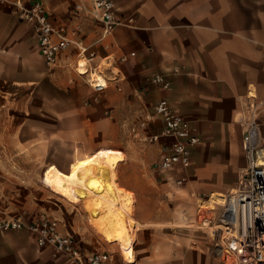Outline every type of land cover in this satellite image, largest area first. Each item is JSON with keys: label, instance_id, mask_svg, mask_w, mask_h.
Wrapping results in <instances>:
<instances>
[{"label": "crops", "instance_id": "0c3cea01", "mask_svg": "<svg viewBox=\"0 0 264 264\" xmlns=\"http://www.w3.org/2000/svg\"><path fill=\"white\" fill-rule=\"evenodd\" d=\"M36 1L52 19L82 30L49 67L30 26L0 3V221L30 222L43 212L58 220L48 175L116 152L124 157L117 179L135 196L142 238L150 225L191 223L200 200L231 186L201 180L234 178L246 166L239 118L256 101L263 103L264 146V0H117L121 23L108 33L100 20L75 14L76 0L24 3ZM155 74L166 75L170 88L155 85ZM92 76L107 86L97 91ZM162 99L200 139L184 171L153 169L168 141L144 140L163 130L155 112ZM164 243L155 236L134 263L119 253L114 263L219 264L185 245L166 243L162 251ZM67 263L53 248L38 246L29 230H0V264Z\"/></svg>", "mask_w": 264, "mask_h": 264}, {"label": "built area", "instance_id": "2783aa9c", "mask_svg": "<svg viewBox=\"0 0 264 264\" xmlns=\"http://www.w3.org/2000/svg\"><path fill=\"white\" fill-rule=\"evenodd\" d=\"M0 3L13 6L20 19L30 26L38 39L40 54L49 67H56L61 52L72 42L71 37L82 30L81 24L69 28L52 19L41 1L28 6L24 0H0ZM74 11L77 16L88 14L100 20L105 33L113 31L121 23L116 16L117 0H76ZM151 80L164 89L171 86V81L164 74H155ZM91 84L97 91L107 86L106 81L96 76H92ZM262 107V102H252L248 104V111L240 114L246 166L240 173L237 187L226 195L220 211H214L212 207L211 211L204 213L199 209L192 222L210 230L215 250L223 264H264V146L259 125ZM155 112L162 118L164 127L162 132L146 140L168 141L155 164L156 168L161 172L188 169L192 164L193 150L200 143L195 128L172 108L167 99L156 104ZM211 212L213 215L209 214ZM23 229L36 236L38 246H49L55 255H64L67 264H115L114 255L109 251L84 253L77 236L63 232L59 221L46 212L30 222L19 218L0 221V230Z\"/></svg>", "mask_w": 264, "mask_h": 264}, {"label": "bare ground", "instance_id": "6f19581e", "mask_svg": "<svg viewBox=\"0 0 264 264\" xmlns=\"http://www.w3.org/2000/svg\"><path fill=\"white\" fill-rule=\"evenodd\" d=\"M123 155L105 152L78 160L68 173L54 168L47 184L68 202H93L89 209L90 222L107 242L117 243L127 263L136 261L134 252L135 231L140 223L134 218V209L124 198L116 169ZM224 193H215L212 203L224 202Z\"/></svg>", "mask_w": 264, "mask_h": 264}, {"label": "rangeland", "instance_id": "374dc122", "mask_svg": "<svg viewBox=\"0 0 264 264\" xmlns=\"http://www.w3.org/2000/svg\"><path fill=\"white\" fill-rule=\"evenodd\" d=\"M152 136V135H151ZM150 137V136H149ZM148 138V137H147ZM146 142H149L144 139ZM154 143V142H150ZM156 162L153 164V169H156L155 167ZM239 173H236V176L234 178H222L221 180L218 179H212V180H201L207 185L209 182L211 184H222L230 183V189L223 190L225 197L230 192L232 188H235L238 182ZM209 186V185H208ZM49 192L51 196V200L53 203V207L55 210H57V218L61 223V226L64 230L73 231L74 234H77V238L79 240V243L81 246L87 248L91 251L96 250H106L114 254H121L120 247L117 243H110L105 240V238L98 233V231L92 226L90 222V211L89 209L96 206L93 202H87V203H77L73 204L68 202L65 198L62 196L56 194L54 191L51 190L49 187ZM219 190V188L217 189ZM216 189L214 191H217ZM124 198L131 203V207L134 209V203H135V196L131 193L123 192ZM215 192H212L209 195L208 201L206 200H200L198 203V207L196 210L201 209L204 213H207L211 211V208L214 207V211H220L223 207L224 202H215L212 203L213 196ZM224 197V199H225ZM186 199V198H185ZM162 212L169 213V210L167 208L162 207ZM134 218H135V212ZM210 215H213V212L209 213ZM196 216V215H195ZM194 222V219L193 221ZM187 223L185 220L183 222H179L178 224H167V225H150L143 229V232L145 234L143 235V238L140 236V227L135 231V238H134V252H135V258H137V250L143 249L150 245V241L155 236H158L159 241H163L166 243H171L177 246H187L189 248H193L194 250L207 254L210 257H212V260H217L219 264H223V260L218 256L216 250H215V242L213 240V235L211 234L210 230L208 228H202L197 226L195 223ZM142 228V227H141ZM166 243L164 245H159L160 249L162 251H166Z\"/></svg>", "mask_w": 264, "mask_h": 264}]
</instances>
